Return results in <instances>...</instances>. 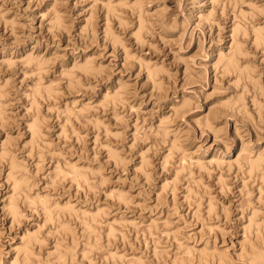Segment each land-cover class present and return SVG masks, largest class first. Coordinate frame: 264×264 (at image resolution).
Returning a JSON list of instances; mask_svg holds the SVG:
<instances>
[{
  "label": "rangeland",
  "instance_id": "374dc122",
  "mask_svg": "<svg viewBox=\"0 0 264 264\" xmlns=\"http://www.w3.org/2000/svg\"><path fill=\"white\" fill-rule=\"evenodd\" d=\"M262 231L264 0H0V264H246Z\"/></svg>",
  "mask_w": 264,
  "mask_h": 264
},
{
  "label": "bare ground",
  "instance_id": "6f19581e",
  "mask_svg": "<svg viewBox=\"0 0 264 264\" xmlns=\"http://www.w3.org/2000/svg\"><path fill=\"white\" fill-rule=\"evenodd\" d=\"M256 37H257V33H256ZM258 40V39H257ZM227 58V57H226ZM225 58V62H224V65H225V68H229V66H231V69L233 68V69H235L234 67V64L235 63H237V60L235 59H233V60H231L232 59V57H231V59H229L230 57H228V59H226ZM236 61V62H235ZM234 62V63H233ZM236 65V64H235ZM86 66V65H85ZM233 66V67H232ZM237 66V65H236ZM87 67V66H86ZM84 68V67H83ZM87 68H89V66L87 67ZM35 120H33L32 122H31V124L29 125L30 126V128H31V130H32V132H35L36 131V129H37V123H35L34 122ZM37 126V127H36ZM257 160L256 159H253V160H249V166H250V169L251 168H256L257 167ZM17 179V178H16ZM16 179H13V184L15 185V187H17L18 186V184H15L17 181H19L18 179H17V181H16ZM20 183V182H19ZM17 185V186H16ZM14 187V188H15ZM12 198V197H11ZM11 198L8 200L9 202L7 203V206H8V209L11 211V212H13L14 213V205H13V202H11ZM9 204V205H8ZM250 220V219H249ZM259 231V230H258ZM259 233V232H258ZM262 233L264 234V232L262 231ZM257 235H260V234H257ZM29 238V237H28ZM25 241H28V239L26 240V239H24ZM30 240V239H29ZM24 241V242H25ZM24 242H23V244H24ZM27 243H29V242H25V247H24V245L23 246H21V248H23L22 250H24V252L26 251V246H27ZM262 243H263V241H262ZM20 248V249H21ZM252 248H254V247H252ZM251 248V249H252ZM203 251V253H202V255L204 256V257H206V254H208V252H206V251H204V249H202ZM259 250H261V251H254L255 252V254H254V256L252 257V255L250 254V257H249V261L246 263V264H264V244H263V249H259ZM23 252V253H24ZM205 252H206V254H205ZM252 254H253V252H252ZM201 255V257L203 258V256ZM208 256V255H207ZM223 257V256H222ZM223 259V258H222ZM222 259H220V257H218L217 258V260H218V264H222V262L221 261H223ZM224 262V261H223ZM224 264V263H223ZM230 264V263H229ZM231 264H233L232 262H231ZM244 264V263H243Z\"/></svg>",
  "mask_w": 264,
  "mask_h": 264
}]
</instances>
